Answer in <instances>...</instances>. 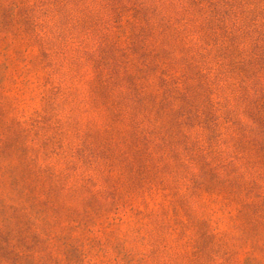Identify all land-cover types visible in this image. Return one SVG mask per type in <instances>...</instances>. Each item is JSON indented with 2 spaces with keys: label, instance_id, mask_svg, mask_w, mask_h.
<instances>
[{
  "label": "rangeland",
  "instance_id": "rangeland-1",
  "mask_svg": "<svg viewBox=\"0 0 264 264\" xmlns=\"http://www.w3.org/2000/svg\"><path fill=\"white\" fill-rule=\"evenodd\" d=\"M0 264H264V0H0Z\"/></svg>",
  "mask_w": 264,
  "mask_h": 264
}]
</instances>
